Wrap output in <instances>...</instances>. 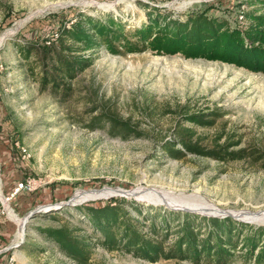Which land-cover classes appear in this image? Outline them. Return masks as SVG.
Listing matches in <instances>:
<instances>
[{"label":"rangeland","instance_id":"obj_1","mask_svg":"<svg viewBox=\"0 0 264 264\" xmlns=\"http://www.w3.org/2000/svg\"><path fill=\"white\" fill-rule=\"evenodd\" d=\"M138 1L172 16L203 10L231 24L247 5L245 0H0L2 215L19 218L36 206L72 195L87 199L30 217L23 241L6 249L15 255L16 264H78L37 229L62 222L91 237L90 264H194L177 258L150 261L105 249L96 239L98 232L73 208L92 200L132 197L144 204L210 213L229 210L241 216L246 211L255 217L248 222L264 225V157L220 161L188 153L173 158L161 149L182 119V111L215 109L221 115L212 125L184 122L202 144L237 140L232 148L264 150V73L180 53L113 54L100 48L93 53L92 63L71 80L72 89L63 97L39 87L27 68L29 61L19 54L16 42L53 38L60 23H70L78 11L92 15L111 11L122 17L127 28L138 26L150 10ZM30 60L39 69L35 56ZM102 112L126 119L140 135L112 134L105 122L90 126L91 117ZM19 182L23 184L16 189ZM107 189L115 193L92 196ZM129 192L142 199L120 194ZM11 222L17 226V220Z\"/></svg>","mask_w":264,"mask_h":264},{"label":"trees","instance_id":"obj_2","mask_svg":"<svg viewBox=\"0 0 264 264\" xmlns=\"http://www.w3.org/2000/svg\"><path fill=\"white\" fill-rule=\"evenodd\" d=\"M149 7L147 20L127 28L122 17L111 11L92 15L78 11L70 23H60L53 38L39 42H16L19 54L28 62L30 74L39 87L63 97L69 95L71 80L93 61V53L105 48L113 54L150 50L157 54L180 53L184 57L220 60L264 73V0H245L244 22L231 24L226 18L201 11L172 16L158 6ZM152 8V9H151ZM35 56L36 65L31 57ZM207 106L206 108H208ZM172 136L161 149L170 157L188 153L220 161L247 156L264 157V150L232 148V142L202 144L192 126L212 125L219 115L215 109H185ZM108 124V131L121 137L140 135L126 119L99 113L90 126ZM98 232V243L107 250H121L156 261L177 258L194 264H264V225L231 215L215 216L144 204L130 197L86 201L73 206ZM62 208L51 210L55 215ZM48 215V213H41ZM57 217V215L55 216ZM45 237L78 264H90L91 237L67 222L37 226ZM10 253V250H6Z\"/></svg>","mask_w":264,"mask_h":264},{"label":"water","instance_id":"obj_3","mask_svg":"<svg viewBox=\"0 0 264 264\" xmlns=\"http://www.w3.org/2000/svg\"><path fill=\"white\" fill-rule=\"evenodd\" d=\"M104 187H107V186H104ZM104 187H102V188H104ZM120 194L134 195V197L136 199H142V198H140V197H138L135 194L130 193V192L129 193H120ZM85 200H87V199H85ZM1 202L3 204L2 197H1ZM80 202H82V201L75 202L73 200V195H72L67 200H63V201H60V202H57V203H54V204H51V203L50 204H43V205H39V206H36V207L30 209L25 215H23L22 217H20L21 219H23V235H22V238L20 240H18V242L16 241V242H11V243L7 244L6 246H4V249H8L10 247L18 246L23 241V236L25 234V224L28 221V219L30 217H32L36 212H39L41 210H46V209H49V208H53V207H60L62 205L75 204V203H80ZM166 205H167V207L174 208V209H183V210L196 211V212H199V213H202V214L215 215V216H218V215L219 216L231 215V216H233V217H235L237 219H240V220L251 221V220L246 219V218H243L240 215L235 214V213H233V212H231L229 210L224 211V212L222 211V212H219V213H210V212H202V211L196 210V209H190V208H186V207H181V206H172V205H169V204H166ZM18 228H19V222H17V230H18Z\"/></svg>","mask_w":264,"mask_h":264},{"label":"crops","instance_id":"obj_4","mask_svg":"<svg viewBox=\"0 0 264 264\" xmlns=\"http://www.w3.org/2000/svg\"><path fill=\"white\" fill-rule=\"evenodd\" d=\"M1 205L4 209V205L2 204L0 197V262L5 259L7 255V251L4 249V246L14 241V234L17 230V226L11 222L15 221V219L11 218L9 214L5 216L2 215L3 211L1 210Z\"/></svg>","mask_w":264,"mask_h":264},{"label":"bare ground","instance_id":"obj_5","mask_svg":"<svg viewBox=\"0 0 264 264\" xmlns=\"http://www.w3.org/2000/svg\"><path fill=\"white\" fill-rule=\"evenodd\" d=\"M3 36H0V42L3 40ZM112 193H115V190H112V189H107L106 191H104V192H94L93 194H92V196L93 197H98V196H100V195H104V194H112ZM87 196H89V195H87ZM92 196H90V197H92ZM137 196V195H136ZM85 199V197H74L73 198V200L74 201H80V199ZM14 214V213H13ZM16 216H14V219L15 220H17V222H19V230H18V232H17V237L19 238V239H21L22 238V235H23V221L20 219V217L18 218V217H16ZM241 217H246V218H248V219H251V218H253V219H255V217H253L249 212H246V211H244V215H241ZM21 223V224H20ZM26 232V231H25Z\"/></svg>","mask_w":264,"mask_h":264},{"label":"built area","instance_id":"obj_6","mask_svg":"<svg viewBox=\"0 0 264 264\" xmlns=\"http://www.w3.org/2000/svg\"><path fill=\"white\" fill-rule=\"evenodd\" d=\"M248 8V6L245 4V6H243V8H241V10H240V12H239V19L235 22V24H241L242 22H244V16H243V12H244V10L245 9H247ZM19 185H17L15 188L16 189H18V188H20V186H22V182H19L18 183ZM5 199L7 200L8 199V197H5ZM15 241H17V239L16 240H14V242ZM0 264H16V258H15V255L12 253V252H10V253H7V255H6V257H5V259H3L1 262H0Z\"/></svg>","mask_w":264,"mask_h":264}]
</instances>
